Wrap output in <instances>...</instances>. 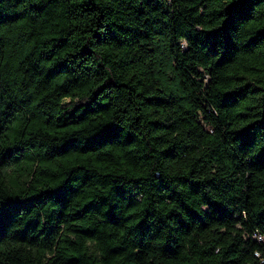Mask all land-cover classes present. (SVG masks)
Masks as SVG:
<instances>
[{"label": "trees", "instance_id": "1", "mask_svg": "<svg viewBox=\"0 0 264 264\" xmlns=\"http://www.w3.org/2000/svg\"><path fill=\"white\" fill-rule=\"evenodd\" d=\"M0 264H264V0H0Z\"/></svg>", "mask_w": 264, "mask_h": 264}]
</instances>
